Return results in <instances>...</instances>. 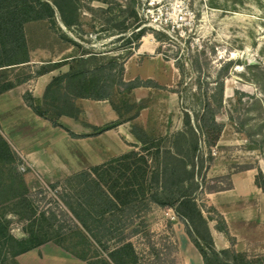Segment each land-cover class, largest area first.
I'll return each instance as SVG.
<instances>
[{
	"label": "rangeland",
	"instance_id": "rangeland-1",
	"mask_svg": "<svg viewBox=\"0 0 264 264\" xmlns=\"http://www.w3.org/2000/svg\"><path fill=\"white\" fill-rule=\"evenodd\" d=\"M45 1L63 3L66 10H69L64 0ZM102 1L105 3L75 0L74 5L78 8L77 25L72 29L66 28L58 13L54 25L49 22H40L30 27L28 34L31 45L35 48V57L43 63L55 59L61 62L76 55L89 54L84 62L69 61L68 65L56 70L57 73L53 79L71 70L93 68L100 64H108L112 60H116L118 64H123L125 67L135 53L131 55L132 50L126 45L129 38L127 34L133 30L134 25L141 23L150 32H154L157 37L150 34L148 39L160 53L164 51L169 57L166 59L159 55L168 62L165 65L166 69L163 65L151 70L152 75L158 79L155 82L163 89L140 88L125 92L115 87L111 101L100 103V105L107 104L114 107L120 114L121 120L125 122L134 120L138 116L135 123L131 125L132 130L135 128L144 130L152 140L146 148L149 151L143 149L142 145L131 150L147 157L148 173L151 176L149 188L161 194L163 200L176 198L180 190L176 186L167 188L164 180L167 168L172 170L175 167L176 175L183 176L185 168L183 169L180 163L182 161L187 164L188 173H194V180H189L181 186L183 190L193 192L207 222L204 224L197 220L194 224L190 223L189 228L199 243L209 249L211 258H213L214 248L217 251L234 249L237 252L247 253L251 257L264 256V229L258 223L259 220L243 221L236 217L231 209L224 216L225 208L218 205L214 197L216 192L213 191V188L227 183L226 176L232 177L234 172L242 168L250 167L257 173L261 169L264 172V155L260 148L253 146L245 135L238 133L236 126L229 122L228 118L236 90L262 97L258 88L248 81L250 74L246 70V65L259 64L264 68V0H244L243 5L235 0H183L188 9L179 6L182 0H137L135 6L138 18L132 12V0H117V4H111L109 0ZM180 11L186 16L185 22L180 24V27L176 25L174 31L172 29L168 32L158 31L161 30L160 21H164L165 17L176 24L174 17L180 14ZM190 11L192 14L188 13ZM162 12L165 14L163 17ZM68 40H76L79 45L75 46ZM93 54L98 57H91ZM144 60L146 64H152L148 56L135 59L134 63L141 65ZM196 60H199L204 67L201 73H197L192 67L193 61ZM231 60L235 63L225 77V105L217 111L218 120L225 123L226 127L217 144L207 146L205 139L196 131L194 133L197 136L193 137L190 127L185 125L184 113L185 110L190 111L192 124H196L193 115L199 110L197 98L205 89L207 82L214 85L221 67ZM134 63L131 69L132 74H128V80L134 77L132 76L136 71ZM176 65L183 66V69H178ZM27 73L26 71L25 75ZM136 79L139 78L134 80ZM49 85L44 89L42 87L41 106L53 114L64 107L59 101L53 100L52 92H47ZM92 104L96 103L93 100L77 101V106L81 110L87 106L89 108ZM81 116L82 114L79 117ZM84 118L83 120H86ZM197 141L200 152L197 156H193L192 146ZM73 157L79 158L82 166V170L73 174H70V164L56 160L59 163L57 165L54 160L52 161L56 158L54 156L44 157L45 165L49 168L48 173H41L38 168L30 167L25 161L22 164L21 168L24 167L25 171L19 169L18 174L23 176L30 192L48 190L47 188H51L52 185H59L57 191H49L46 200H40L38 210L56 206L55 201H59L63 192L77 199L76 191L80 187L77 181L70 182L73 176L91 169L93 164H108L121 156H115L106 162L103 159L108 156H100V160L92 161L87 158V162L83 157ZM70 162L75 164L74 161ZM64 165L67 168L63 167ZM115 166H120V163H115ZM11 171L14 170H11L10 166L6 172L3 170V174H10ZM197 183L198 186H196ZM7 196L10 195L7 194ZM59 203L62 205L61 202ZM23 206L21 201L15 200L0 208V216H5L11 221V233L17 238L23 237L25 227L20 214L28 215ZM236 207L242 208L244 203H238ZM221 216L228 230L225 237L218 229V220ZM247 218L250 219L252 216ZM63 224L64 230H71L72 225L68 220H64ZM135 227L141 229V233L131 240L140 255L139 264H152L154 256L151 253L152 246L164 251L168 245L173 250L172 258L175 259L176 264L181 262V258H184L185 264H189L190 261L185 257L184 249H190L191 245H184L182 240L189 236L185 225L174 210L155 206L148 214L136 220ZM83 232L85 237L71 238L69 236L73 233L70 232L67 236H61L59 240H62L63 244L75 254L86 256L91 264H100L102 260L110 261L108 252L117 247L116 241L109 244V250H106L100 245V236L96 239L85 229ZM182 241L183 247H180ZM236 245L239 246L238 249ZM3 251L0 243V264H9L5 261L6 254ZM180 251H183L184 256L179 258ZM190 257L193 261L192 254Z\"/></svg>",
	"mask_w": 264,
	"mask_h": 264
},
{
	"label": "trees",
	"instance_id": "trees-1",
	"mask_svg": "<svg viewBox=\"0 0 264 264\" xmlns=\"http://www.w3.org/2000/svg\"><path fill=\"white\" fill-rule=\"evenodd\" d=\"M64 1L69 10H66L63 3L57 1L51 3L45 0H0V63L21 57V37L20 33L19 38L16 36L17 27L20 29L24 24L36 21H46L54 25L58 13L67 29L74 28L77 25L78 8L74 5L75 0ZM92 1L105 3L102 0ZM136 1L132 0L131 8L135 17L138 18ZM235 1H239L241 5L244 3V0ZM109 2L111 4L118 3L117 0H109ZM261 4L263 3L261 2ZM150 34L157 37L154 32H150L141 23L134 25L133 30L127 34L129 38H127L126 43L128 48L132 50L131 55L140 49L143 38ZM22 40L25 41L24 36ZM68 41H71L75 46L79 45L76 40ZM86 56L89 54L84 53L56 64L44 65L35 72V75L43 76L56 71L68 65L69 61L84 62ZM91 57L97 58L98 56L93 54ZM26 58H28L27 52ZM234 63L232 60L226 62L219 70L214 85L212 86L210 82H207L205 89L200 93L197 98L199 110L193 115L196 124H192L190 111L185 110L184 113L185 125L190 127L193 137L196 138L197 134L194 133L196 131L205 139L207 146L216 145L226 127L225 123L218 120L217 111L224 108L225 77L233 69ZM176 66L178 69H183V66ZM192 67L197 73H201L204 69L199 60L193 61ZM246 70L250 74L248 81L258 88L262 97L236 90L228 118L229 122L236 126V131L245 135L246 139L253 146L259 147L264 155V68L259 64H248ZM125 71L123 64L120 65L116 60H112L108 64H100L93 68L84 67L77 71L71 70L61 77L54 78L47 92H52L53 100L62 103L64 108L58 109V112L53 114L41 106V98L34 99L31 95H26L25 100L38 116L50 121L54 126H60L62 117L79 118L81 109L77 106L78 100L111 101L115 87L125 92L142 87L163 89L151 80L136 79L126 82L124 79ZM6 88L8 86L1 88L0 94ZM174 93L179 94L178 92ZM121 124L122 120L106 124L97 128L95 135L113 130ZM133 134L144 147L143 149L149 151L146 148L152 139L150 140L145 131L135 128ZM72 135L75 137L74 134ZM192 148L191 154L197 156L200 152L199 142L194 143ZM8 157L11 165L14 161L11 156ZM115 163H120V166L116 167ZM180 163L183 169L185 168L183 176L176 175L177 168L175 167L172 170L167 168L166 174H164L167 188L176 186L180 189L176 198L163 200L161 194L149 188L151 176H149L147 168L148 159L137 151H131L108 164L94 166L73 176L70 182L75 180L80 187L76 191L77 199L69 193L63 192L58 199L59 201H55L56 206L40 208V210L37 207L41 203L40 200H46L49 191H57L59 185H52L51 188H47L48 190L30 192L21 174L16 173V171H11L10 174H3L2 172V176L0 175V178L3 177L0 179V208L6 203L19 200L24 205L23 209L28 212L27 216L20 214L25 225L22 238L15 237L10 230L11 221L5 216H0V243L3 252L6 254L5 261L9 264H18L16 258L19 255L52 242L82 261L88 262L86 256L75 254L63 244L62 240H59L61 236H67V233L70 232L73 233L69 236L71 238L85 237L83 232L85 229L96 239H99L100 236V245L106 250H109L108 245L112 242L116 241L118 244L116 248L108 252L110 261L102 260L100 264H139L140 255L131 242L134 237L141 233V229L135 227V222L156 206L169 208L176 212L178 218L185 225L186 233L191 242L200 252L204 264H264V256L251 257L247 253L237 252L234 249L217 251L212 248L213 258L210 257L209 249L199 243L189 228L190 223L194 224L198 220L206 224L207 219L204 217L193 192L183 190L184 188L181 186L189 180L193 181L194 173H188L187 164L182 161ZM248 169L251 168H242L234 173ZM225 180L227 181L226 184L213 188V191L231 190L233 188L231 175L226 176ZM256 183L264 191V172L261 169L258 171ZM64 220L71 223V230H64ZM218 224L219 231L227 234L226 222L222 216L218 220ZM75 231L77 232L75 233ZM172 251L169 245L164 251L152 246L151 253L154 255L152 264H176L175 259L172 258Z\"/></svg>",
	"mask_w": 264,
	"mask_h": 264
},
{
	"label": "crops",
	"instance_id": "crops-1",
	"mask_svg": "<svg viewBox=\"0 0 264 264\" xmlns=\"http://www.w3.org/2000/svg\"><path fill=\"white\" fill-rule=\"evenodd\" d=\"M40 22L46 21L29 22L20 29L19 27L16 28V36L19 38L20 33L21 37V57L0 63V89L8 86L0 94V175L2 176L3 170L6 172L10 166L16 173H20L19 169L25 162L30 167L38 168L41 173H48L49 168L44 162L45 156L47 158L56 157L52 161L54 160L57 165H59L57 161L67 162L71 166L70 174H73L82 170L79 158L73 156L83 157L85 162H87V158L92 161L100 160V156H108L103 159L106 162L115 156H123L131 152L132 148L136 149L137 146H141V143L134 136L131 126L138 116L132 121H122V124L113 130L95 135L97 128L121 120L120 114L114 107L107 104L100 105V103H107L108 101H94L96 104L81 110L82 116L78 119L62 117L60 126H54L50 121L41 118L33 111L25 100V96L31 95L34 99H40L42 87L43 89L46 88L57 73L53 71L43 76H36L35 70L39 71L41 65L58 63L56 59L42 63L35 57V48L32 47L29 40L28 30ZM23 36L25 41L22 40ZM143 45L144 41L125 66L124 79L126 82L133 81L135 78L155 82L158 79L152 75L151 70L154 67H162L163 65L165 67L168 64L159 56L160 52L150 40L146 48ZM26 52L28 58H26ZM146 56L152 62L151 65L146 64L145 60L141 65L134 63L135 59ZM133 63L136 66V71L132 75L134 77L128 80V74H132ZM26 71L28 73L25 75ZM82 117H85L86 120H83ZM8 156H11L14 161L11 165ZM69 156L72 158L70 159ZM70 161H74L75 164H71ZM98 165L100 163L93 164V167ZM63 167L67 168L66 165ZM257 175V171L252 168L233 173L231 177L233 188L216 192L214 197L218 205L225 208L224 216L231 209L232 213L243 221L259 220L258 223L264 229V191L256 183ZM238 203H244V207L237 208L236 204ZM249 216L252 218L248 219ZM220 234L226 236L224 232ZM185 239H183L184 245H191L190 255L192 254L194 257L193 261L189 257V264H204L200 252L189 240L190 238ZM180 247H183V241ZM238 248L239 246L236 245V249ZM180 252L179 258L184 256L183 251ZM183 259L181 258V262L179 261L178 264H185ZM16 261L18 264H90L52 242L19 255Z\"/></svg>",
	"mask_w": 264,
	"mask_h": 264
},
{
	"label": "built area",
	"instance_id": "built-area-1",
	"mask_svg": "<svg viewBox=\"0 0 264 264\" xmlns=\"http://www.w3.org/2000/svg\"><path fill=\"white\" fill-rule=\"evenodd\" d=\"M179 6L184 7V9L185 8L186 9L189 8L187 5H185V2L183 0H182V3L179 4ZM188 13L189 14H192L191 11L188 12ZM161 15H162V17L165 16V14L163 12L161 13ZM166 16H168V14H166ZM161 20H163V19H161ZM185 20H186V16H184L182 14V11H180V14H177L174 17V22L176 24L172 23V21L170 20V18L165 17L164 21H160V23H161V25H160L161 30H158V31L168 32L170 29H172L174 31L175 26L177 25V27H180L181 26L180 24H182L183 22H185ZM159 55L162 56V57H164V58H166V59H169V57L166 55V52H164V51L161 52V53H159ZM21 169H22V171H25L24 170V167H22Z\"/></svg>",
	"mask_w": 264,
	"mask_h": 264
},
{
	"label": "bare ground",
	"instance_id": "bare-ground-1",
	"mask_svg": "<svg viewBox=\"0 0 264 264\" xmlns=\"http://www.w3.org/2000/svg\"><path fill=\"white\" fill-rule=\"evenodd\" d=\"M149 36H147V37H144V42H145V44L143 45L145 48H146V46L149 44ZM143 47V48H144ZM180 238H182V235H180ZM185 239V238H184ZM183 240V239H182ZM184 252H185V257H187V259H188V261H189V257H190V252H191V250L190 249H187V250H185L184 249Z\"/></svg>",
	"mask_w": 264,
	"mask_h": 264
},
{
	"label": "water",
	"instance_id": "water-1",
	"mask_svg": "<svg viewBox=\"0 0 264 264\" xmlns=\"http://www.w3.org/2000/svg\"><path fill=\"white\" fill-rule=\"evenodd\" d=\"M248 65V64H247Z\"/></svg>",
	"mask_w": 264,
	"mask_h": 264
}]
</instances>
